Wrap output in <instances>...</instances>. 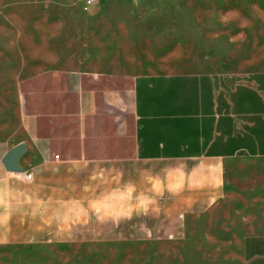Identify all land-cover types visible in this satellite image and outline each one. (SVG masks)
<instances>
[{
  "label": "crops",
  "instance_id": "1",
  "mask_svg": "<svg viewBox=\"0 0 264 264\" xmlns=\"http://www.w3.org/2000/svg\"><path fill=\"white\" fill-rule=\"evenodd\" d=\"M16 93L26 133L0 138V246L79 244L64 237L119 224L137 264H264V70L52 67ZM20 142L23 171H8Z\"/></svg>",
  "mask_w": 264,
  "mask_h": 264
},
{
  "label": "rangeland",
  "instance_id": "2",
  "mask_svg": "<svg viewBox=\"0 0 264 264\" xmlns=\"http://www.w3.org/2000/svg\"><path fill=\"white\" fill-rule=\"evenodd\" d=\"M52 67L231 77L264 70V0H0V138L17 143L26 133L18 79ZM118 227L64 237L79 244L45 237L0 246V264H137L132 227Z\"/></svg>",
  "mask_w": 264,
  "mask_h": 264
},
{
  "label": "water",
  "instance_id": "3",
  "mask_svg": "<svg viewBox=\"0 0 264 264\" xmlns=\"http://www.w3.org/2000/svg\"><path fill=\"white\" fill-rule=\"evenodd\" d=\"M25 151V143L20 142L13 146L3 157L2 163L5 169L13 172H22L23 169L18 163L19 157Z\"/></svg>",
  "mask_w": 264,
  "mask_h": 264
},
{
  "label": "built area",
  "instance_id": "4",
  "mask_svg": "<svg viewBox=\"0 0 264 264\" xmlns=\"http://www.w3.org/2000/svg\"><path fill=\"white\" fill-rule=\"evenodd\" d=\"M95 2H96V0H83V3H84V5H85L86 7H89V6L93 5ZM55 158H56V159H59L58 156H56ZM31 176H32V174H31V172H29V173H27V174L25 175V178H26V179H30Z\"/></svg>",
  "mask_w": 264,
  "mask_h": 264
}]
</instances>
